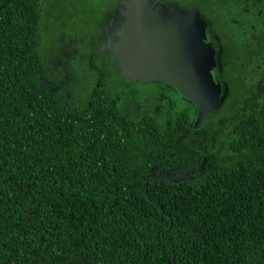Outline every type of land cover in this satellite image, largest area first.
Returning <instances> with one entry per match:
<instances>
[{
	"label": "trees",
	"instance_id": "16d2710c",
	"mask_svg": "<svg viewBox=\"0 0 264 264\" xmlns=\"http://www.w3.org/2000/svg\"><path fill=\"white\" fill-rule=\"evenodd\" d=\"M61 1L0 0V264H264V0L200 2L217 67L226 39L245 81L202 130L193 104L160 87L143 111L113 55L59 36Z\"/></svg>",
	"mask_w": 264,
	"mask_h": 264
},
{
	"label": "water",
	"instance_id": "95a60500",
	"mask_svg": "<svg viewBox=\"0 0 264 264\" xmlns=\"http://www.w3.org/2000/svg\"><path fill=\"white\" fill-rule=\"evenodd\" d=\"M105 40L122 77L173 86L193 104L195 130H202L218 110L223 89L213 76L216 51L197 7L183 10L161 0H118Z\"/></svg>",
	"mask_w": 264,
	"mask_h": 264
},
{
	"label": "rangeland",
	"instance_id": "374dc122",
	"mask_svg": "<svg viewBox=\"0 0 264 264\" xmlns=\"http://www.w3.org/2000/svg\"><path fill=\"white\" fill-rule=\"evenodd\" d=\"M167 2V0H161ZM170 1V0H169ZM172 1V0H171ZM175 3L180 6L183 10L192 9L194 7H199L201 11L202 18L207 22L208 28L212 27L211 20L216 19V13L213 12V9L207 8L204 9L203 6L200 4L201 0H173ZM62 6H60L61 14H57V16L62 17L61 25L55 30H59V36L64 31L61 32L64 27L66 26L65 31H69L72 33V36L78 37L82 40V42L93 45H98L100 43V50L102 54H105L109 57L108 51H103L102 44L104 40V35L106 34L105 31L109 25L111 17L113 15L114 8L118 2V0H62ZM51 22L53 23L54 20L51 18ZM215 29L218 32L222 31V26L220 23H215ZM48 31V30H47ZM218 32V35H219ZM220 36V35H219ZM218 36V37H219ZM59 38L58 35L56 39ZM219 41V38H217ZM105 42V41H104ZM213 42V41H212ZM221 45L226 49L225 57L222 55V61L220 60V65L222 64L223 67L218 66L213 71V76L215 80L220 84L225 85V93L226 99L223 97L221 100L220 106L218 110H216L212 115L214 117L217 116H224L231 112L233 100L236 99L238 93L240 92V86H244V77H242V72L237 71V65L240 66V61L235 59L236 52L234 49L229 45L226 39L221 40ZM62 56L58 57L59 55L53 58V64L56 70L62 69L63 73H66V68L64 63L68 61L69 55L67 51L61 53ZM117 75H113L111 78L108 79V83H118L119 79L115 78ZM115 81V82H114ZM129 83V82H127ZM131 84V83H129ZM160 88V85L156 83H147L145 85H133L131 84V92L135 98H142L145 97L146 101H148L149 97L155 98V94L157 90ZM170 91V92H169ZM168 98L172 100V103H175V111L176 112H186L187 110L192 114H194V109L192 105L187 101L183 100L180 95L176 94L175 92L169 90ZM148 94V95H147ZM227 100V101H226ZM190 175H193L192 170L186 168H179L174 169L172 172L168 173L166 176L170 179H182L187 178Z\"/></svg>",
	"mask_w": 264,
	"mask_h": 264
},
{
	"label": "flooded vegetation",
	"instance_id": "af4514ba",
	"mask_svg": "<svg viewBox=\"0 0 264 264\" xmlns=\"http://www.w3.org/2000/svg\"><path fill=\"white\" fill-rule=\"evenodd\" d=\"M111 20H112V17H111ZM111 20H110V22H111ZM109 22V23H110ZM105 33H106V31H105ZM104 37H105V35H104ZM103 41V46H102V50L103 51H108V55L109 56H111L112 54H111V52H110V50H109V48L107 47V45H106V40H105V38H104V40H102ZM105 41V42H104ZM100 43H101V41L99 42V45H100ZM99 48H100V46H99ZM120 70V69H119ZM128 79V78H127ZM129 81V83H131V82H133V83H135L137 86H140V85H145L146 84V82H140V81H133V80H131V79H128ZM152 82H155V83H159V85H160V87L162 88V89H169V90H172V89H175L176 90V88L175 87H173V86H170V85H167V84H165V83H162V82H159V81H150V82H147L148 84L149 83H152ZM129 83H126V85L127 86H129ZM176 92H177V90H176ZM177 94H179V93H177ZM148 95V94H147ZM181 97V96H180ZM134 103L136 104V105H138V104H140L141 106V108H142V110L143 111H147L148 110V104H150V105H153L154 104V101L152 100V98L151 97H149V99H148V101H146V98L145 97H142V98H135L134 99ZM133 106V103L131 104V106H130V108L129 109H131V107ZM160 175H162V173H160Z\"/></svg>",
	"mask_w": 264,
	"mask_h": 264
}]
</instances>
